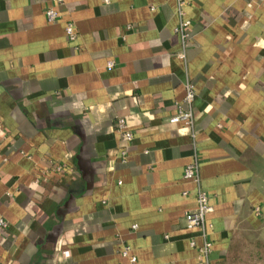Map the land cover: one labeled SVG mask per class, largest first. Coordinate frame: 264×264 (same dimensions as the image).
<instances>
[{
    "label": "crops",
    "instance_id": "obj_1",
    "mask_svg": "<svg viewBox=\"0 0 264 264\" xmlns=\"http://www.w3.org/2000/svg\"><path fill=\"white\" fill-rule=\"evenodd\" d=\"M51 4L0 0V264H196L194 153L209 264H264V0H186L185 44L176 0Z\"/></svg>",
    "mask_w": 264,
    "mask_h": 264
},
{
    "label": "built area",
    "instance_id": "obj_2",
    "mask_svg": "<svg viewBox=\"0 0 264 264\" xmlns=\"http://www.w3.org/2000/svg\"><path fill=\"white\" fill-rule=\"evenodd\" d=\"M108 2L109 0H104ZM177 2V16L178 24L175 28V32L180 36L183 44L189 39L190 34L187 29L191 25L190 19L186 15L185 5L186 0H176ZM51 5L47 6L44 10L45 17L48 22H55L59 19L60 13L58 6L63 3V0H51ZM65 35L68 40H74L76 37L75 27L72 21L68 20L65 24ZM109 66L112 62L108 63ZM185 95L182 104H177L176 113L169 117L171 123H183L184 125L192 128L193 127V112L192 103L195 98L194 85L190 80H186L184 84ZM115 129L121 132L126 141L131 142L134 134L131 129L126 125L123 118H117L115 122ZM193 136V134H192ZM125 151L121 154L124 155ZM184 177L191 180L195 186L196 194V206L194 209L187 211L184 214V220L187 227L198 228L202 238V243L197 247L196 264H209V257L212 250V243L209 239L210 224L207 222L206 215L212 211V206L209 203V197L203 190L200 183L199 166L196 154L194 153L192 160L184 168ZM6 225L3 219H0V227ZM133 230L136 225L132 226ZM191 245L195 246V243L191 241ZM63 254L68 256V251H64ZM120 257L123 259L121 264H138L137 258L132 252L131 247L128 244L122 245L119 251Z\"/></svg>",
    "mask_w": 264,
    "mask_h": 264
}]
</instances>
